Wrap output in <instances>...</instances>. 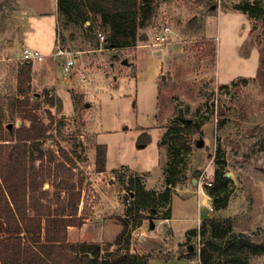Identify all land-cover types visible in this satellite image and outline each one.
<instances>
[{
	"label": "rangeland",
	"instance_id": "obj_1",
	"mask_svg": "<svg viewBox=\"0 0 264 264\" xmlns=\"http://www.w3.org/2000/svg\"><path fill=\"white\" fill-rule=\"evenodd\" d=\"M6 1L0 0L1 17L15 7ZM247 1L257 3L255 16L236 8ZM42 2L30 0L26 8L18 4L16 14L3 16L7 29L1 30L27 39L45 58L24 61L18 45L13 56L0 58V119L14 129L27 124L19 111L23 108L49 124L47 137L29 143V154H38V146L47 163L49 151L60 154L64 179L67 175L76 185L82 181L89 191L94 190L97 141L106 144L107 174L121 171L124 217L118 219L121 231L124 225L126 229L120 246L126 247L129 237L130 252L148 251L140 245L139 240L147 244L143 236L170 235L164 218L172 209L171 248L185 238L184 228L200 230L204 218L216 217L231 225L229 232L221 237H213L210 230L197 232L187 237L182 252H196L199 259L206 248L211 264H264V0H155L153 16L138 31L144 38L139 44H147L139 49L104 48L97 37L98 31L107 32L100 15H91L82 28L66 16L64 24L55 14L54 1L45 6L52 14L27 16ZM90 24L86 35L84 28ZM167 25L183 41L156 45L157 34ZM59 32L65 48L77 51L76 66L68 75L62 72L64 58L54 55ZM148 57L152 63L162 60L154 81L143 67ZM124 58L141 66L124 64ZM144 134L149 140L142 144ZM216 170L227 183L225 206L219 209L205 183L214 181ZM49 182L55 184L52 178ZM126 191L132 195L130 206L123 199ZM203 192L213 208L196 219L194 196L207 200ZM175 194L185 199H176L172 208ZM115 241L104 246L115 250L118 245L110 246ZM154 245L160 251L170 249L162 239Z\"/></svg>",
	"mask_w": 264,
	"mask_h": 264
},
{
	"label": "trees",
	"instance_id": "obj_2",
	"mask_svg": "<svg viewBox=\"0 0 264 264\" xmlns=\"http://www.w3.org/2000/svg\"><path fill=\"white\" fill-rule=\"evenodd\" d=\"M256 5V2L247 1L236 8L248 13V16H255ZM157 6L155 0H58V20L64 22L65 16L70 17L69 21L76 19L82 28L91 15H100L107 30L103 47L123 48L137 45L140 39H144L138 31L148 24ZM91 27L92 24L84 28L86 35ZM25 103L21 101L20 105ZM19 111L28 123L22 122L16 129L0 119V264H153V258L175 257V250L172 249L167 252H130L129 237L126 239L127 246L121 247L125 225L116 241L110 244L118 245L115 250L98 242H69L68 228L83 224V217L78 216L81 191L69 181V176L64 179L60 173L61 166L65 165L57 162L60 154L49 151L48 163L44 159L47 155L38 146L35 148L38 154H29V143L47 137L49 124L32 110L19 108ZM50 116L52 122L54 116L51 113ZM61 153L73 163L65 150ZM36 161H40L39 164ZM106 161L107 146L99 144L96 170L104 171ZM50 178L57 182L52 198L48 189L41 190ZM168 182H171L170 178ZM206 189L213 196L215 209L225 206L227 183L220 170H216L214 181L206 185ZM62 191L65 196H62ZM168 193L167 190L166 200L169 199ZM43 197L48 198L47 203L41 202ZM52 200L61 202L53 207ZM230 229L231 225L227 226L216 217H207L202 221L201 229H189L187 237L189 239L197 232L205 234L208 230L212 231L213 237H221ZM186 241L180 246L187 245ZM207 244L217 246L214 241H207ZM199 253L201 264H211L209 250L204 248ZM195 256L196 252L179 254V257ZM242 263L247 264L245 261Z\"/></svg>",
	"mask_w": 264,
	"mask_h": 264
},
{
	"label": "crops",
	"instance_id": "obj_3",
	"mask_svg": "<svg viewBox=\"0 0 264 264\" xmlns=\"http://www.w3.org/2000/svg\"><path fill=\"white\" fill-rule=\"evenodd\" d=\"M11 1L13 3L15 2V7L13 11L12 12L6 11L5 13L2 14L3 16L8 15L9 12L12 13V15L16 14L15 8L16 9L18 8V4L19 6L23 8L28 7L27 2L30 0H11ZM42 1H45V2H42L37 7V10L33 11V13L31 11L27 12V16H35V15L45 16V15L52 14L53 11H48L45 9V6L48 5L47 4L48 0H42ZM50 1L51 3L52 1L55 2V7H56L55 14L58 15V0H50ZM6 2H9V0H7ZM201 9L203 10L204 8H201ZM3 16L2 17L0 16V58H5V55H7V53H10L11 56H13L12 54H14L15 52L16 45H18V47L21 50H23L24 47H30V43L27 39H24V38L21 39L18 35H15L14 33L10 35H3L1 30L6 31L7 29L6 24H4V22L6 21L3 19ZM41 21L43 20L39 19V22ZM10 31L11 32L14 31V26L12 27ZM177 43H174L172 45H176ZM146 45L138 43L137 45L128 46V47L129 48L135 47L139 49L141 47H145ZM56 47L57 45H55L54 50H56ZM33 48H36L39 50V48L36 46ZM11 51L13 53H11ZM53 51L50 53L49 56L53 55ZM145 63L147 64L146 65L144 64L143 67H147L148 69V73H147L148 78L149 80L154 81L158 71L162 67V60L159 62L157 59L156 63H152L151 57H148L147 60H145ZM111 64H116V63L113 62ZM129 65H132L133 67L136 66L137 68L140 64L139 62L132 61ZM62 72H63V69H62ZM138 73H139L138 74L139 76H143V72L139 71ZM97 143L102 144L101 142H98V141ZM94 157H95V154H94ZM108 159L109 157H108V147H107V161L106 162H108ZM117 171L121 172L120 170H116L114 173H111L110 175H108L107 169H105L104 171H97V170L95 171L96 173H94V176L91 178V181H92L91 185L93 186L94 190L90 188L88 189L90 192L91 191L95 192V195H93V197L89 194V191L86 190V187H84V183L82 184V181H79L76 187L77 190L81 191V199L78 204V216L83 217V224L81 226H70L68 228L67 239L69 242H98L102 246H104L107 243L112 242L113 240L117 238L118 234L121 232V229H122L121 228L122 223L118 218L124 217V214H123L124 204L122 203V200L120 199V192L123 191L122 189L124 188V186L120 185L119 176L117 175ZM46 182L44 183L43 187H41V190L48 189L50 191V198H52L53 192L56 189L57 182L55 184L54 183L50 184V182L46 184ZM62 196H65V192L63 191H62ZM203 196L205 197L204 192H203ZM194 198L196 200V206H197V211H198L197 212L198 215L195 218L198 219V217H203V215H209L210 213L207 210L208 208L206 205L208 199L207 200L206 198L201 199L200 197L201 201H199L198 200L199 198H197L196 195L194 196ZM176 199L181 200L185 198L182 197V195L180 194H175L171 202L172 208H173V203ZM52 201H53V204H52L53 207L57 206L58 202H61V201H55V200H52ZM41 202L47 203L48 198L46 197L41 198ZM29 213L33 214L31 210H29ZM171 216H172V209H171L170 217L166 219L164 218V220L166 221L164 222L165 223L164 226L167 225L166 226L167 229L168 228L170 229L169 231L171 232L170 235L163 233L162 235L155 234L151 236H143V237H147L146 238L147 241L145 240L147 243L146 245H144L141 242V240H139L140 245L147 248L148 250H159V248L156 245H154L155 239L156 240L162 239L163 243L166 246L165 247L166 249L170 248L172 250H175V257L173 258H163V257L153 258L151 259V263L153 264H192L195 261L198 264H201L200 260L197 257H194V258L179 257V254L184 253V251L182 252V249L185 247V245L180 246V244L184 243L187 240V231L195 227L184 228L185 238L182 241H179V243L175 247L171 248V245H170L172 242L171 239H173V235L175 232L174 227H172V225H169L172 222ZM179 249L181 251H179Z\"/></svg>",
	"mask_w": 264,
	"mask_h": 264
},
{
	"label": "built area",
	"instance_id": "obj_4",
	"mask_svg": "<svg viewBox=\"0 0 264 264\" xmlns=\"http://www.w3.org/2000/svg\"><path fill=\"white\" fill-rule=\"evenodd\" d=\"M97 37L101 42L105 41V34L102 31L97 32ZM156 45H170L174 44L177 42H182L183 39L179 38L178 35H175L174 29L171 28V26L167 25L163 27L162 32L158 33L156 36ZM75 52L77 51H69L68 49L65 48V46L62 44L61 38H60V32L58 34L57 38V47L54 52L55 56H60V58H64V63L62 65L63 68V73L65 75L70 74L74 67L76 66V58L74 56ZM21 58L24 61H34V62H42L44 60V56L41 53L40 50L32 47H24L21 53ZM207 185H211V182H205ZM205 195V194H204ZM123 199L126 202L127 206L131 205V200H132V195L130 194L129 191L124 192ZM207 207L213 208L212 207V201L211 197L208 195L207 197ZM139 235H145L143 231H140L138 233Z\"/></svg>",
	"mask_w": 264,
	"mask_h": 264
},
{
	"label": "water",
	"instance_id": "obj_5",
	"mask_svg": "<svg viewBox=\"0 0 264 264\" xmlns=\"http://www.w3.org/2000/svg\"><path fill=\"white\" fill-rule=\"evenodd\" d=\"M213 7H215V5H214ZM122 62H123L124 64H129V62H128V60H127L126 58H124V59L122 60ZM9 127H12V123L9 124ZM147 140H149V137L147 136V134H144V135H142L141 138H140V143L143 144V143H145ZM194 181H196V178H194ZM152 227H154V224H152Z\"/></svg>",
	"mask_w": 264,
	"mask_h": 264
},
{
	"label": "bare ground",
	"instance_id": "obj_6",
	"mask_svg": "<svg viewBox=\"0 0 264 264\" xmlns=\"http://www.w3.org/2000/svg\"><path fill=\"white\" fill-rule=\"evenodd\" d=\"M207 197H208V195L207 194H205Z\"/></svg>",
	"mask_w": 264,
	"mask_h": 264
}]
</instances>
